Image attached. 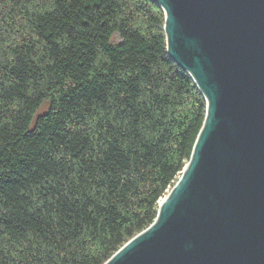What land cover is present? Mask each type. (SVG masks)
Instances as JSON below:
<instances>
[{
    "label": "trees",
    "instance_id": "1",
    "mask_svg": "<svg viewBox=\"0 0 264 264\" xmlns=\"http://www.w3.org/2000/svg\"><path fill=\"white\" fill-rule=\"evenodd\" d=\"M156 0H0V264H102L156 218L207 102Z\"/></svg>",
    "mask_w": 264,
    "mask_h": 264
},
{
    "label": "water",
    "instance_id": "2",
    "mask_svg": "<svg viewBox=\"0 0 264 264\" xmlns=\"http://www.w3.org/2000/svg\"><path fill=\"white\" fill-rule=\"evenodd\" d=\"M206 118L157 216L102 264H264V0H156Z\"/></svg>",
    "mask_w": 264,
    "mask_h": 264
},
{
    "label": "rangeland",
    "instance_id": "3",
    "mask_svg": "<svg viewBox=\"0 0 264 264\" xmlns=\"http://www.w3.org/2000/svg\"><path fill=\"white\" fill-rule=\"evenodd\" d=\"M180 174H181V173H180ZM180 174L177 175V177H176L174 183L177 181V179L179 178ZM174 183H173V184H174ZM172 186H173V185H172ZM172 186H171V187H172ZM171 187H169V190L171 189ZM169 190L166 192V194L169 192ZM166 194H165V195H166ZM165 195H164V196H165ZM164 196H163V197H164ZM163 197H162V198H163ZM162 198H161V199H162Z\"/></svg>",
    "mask_w": 264,
    "mask_h": 264
},
{
    "label": "bare ground",
    "instance_id": "4",
    "mask_svg": "<svg viewBox=\"0 0 264 264\" xmlns=\"http://www.w3.org/2000/svg\"><path fill=\"white\" fill-rule=\"evenodd\" d=\"M162 202V199L160 200V203Z\"/></svg>",
    "mask_w": 264,
    "mask_h": 264
},
{
    "label": "built area",
    "instance_id": "5",
    "mask_svg": "<svg viewBox=\"0 0 264 264\" xmlns=\"http://www.w3.org/2000/svg\"><path fill=\"white\" fill-rule=\"evenodd\" d=\"M169 189H167V191H168Z\"/></svg>",
    "mask_w": 264,
    "mask_h": 264
}]
</instances>
